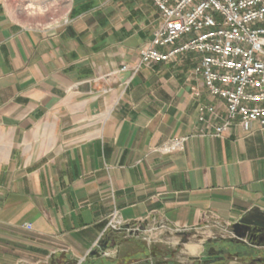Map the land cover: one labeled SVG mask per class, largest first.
Listing matches in <instances>:
<instances>
[{"label": "crops", "instance_id": "crops-1", "mask_svg": "<svg viewBox=\"0 0 264 264\" xmlns=\"http://www.w3.org/2000/svg\"><path fill=\"white\" fill-rule=\"evenodd\" d=\"M68 12L36 24L0 0V264H150L147 247L105 231L114 209L187 232L190 256L209 246L212 264H264V245L229 229L264 211V128L202 133L199 105L219 101L194 52L134 70L161 22L153 0ZM184 134L183 150H154Z\"/></svg>", "mask_w": 264, "mask_h": 264}, {"label": "built area", "instance_id": "built-area-1", "mask_svg": "<svg viewBox=\"0 0 264 264\" xmlns=\"http://www.w3.org/2000/svg\"><path fill=\"white\" fill-rule=\"evenodd\" d=\"M161 13L150 46L134 66L167 61L176 53L194 52L193 73L219 102L199 105L202 133L222 136L234 125L264 128V0H153ZM64 24L70 22L64 19ZM168 45V52L157 47ZM122 65L121 69H126ZM200 96L198 87H193ZM189 135L154 148L160 153L183 150ZM30 226V225H29ZM118 209L109 215L107 231L123 233Z\"/></svg>", "mask_w": 264, "mask_h": 264}, {"label": "rangeland", "instance_id": "rangeland-1", "mask_svg": "<svg viewBox=\"0 0 264 264\" xmlns=\"http://www.w3.org/2000/svg\"><path fill=\"white\" fill-rule=\"evenodd\" d=\"M3 1L16 17L28 18L32 23L47 24L53 21H64V19L70 20L68 10L71 0ZM122 225L124 226L122 234L128 239L127 241L140 242L139 245L138 243L133 242V244L130 242L129 246L137 245L141 249L145 247L149 249L148 254L150 256L146 260L150 264H212L210 255H213V251L209 246L205 253L208 257L205 259L202 258L204 255L202 257H193L186 254L183 242L190 236L187 232L172 231L173 234L167 235L166 232H161L166 228L158 222L132 223L122 219ZM105 231H107V227ZM175 241H178V244ZM230 256L233 257L234 255L231 254Z\"/></svg>", "mask_w": 264, "mask_h": 264}, {"label": "water", "instance_id": "water-1", "mask_svg": "<svg viewBox=\"0 0 264 264\" xmlns=\"http://www.w3.org/2000/svg\"><path fill=\"white\" fill-rule=\"evenodd\" d=\"M229 229L238 240L247 239L257 246L264 245V211H259L257 208L252 209L239 221L233 223ZM112 237L113 235L108 236L103 241L102 250L107 248L108 241ZM254 240L256 241L254 242ZM95 252H97V249H95ZM207 257L204 255L202 258L205 259Z\"/></svg>", "mask_w": 264, "mask_h": 264}, {"label": "flooded vegetation", "instance_id": "flooded-vegetation-1", "mask_svg": "<svg viewBox=\"0 0 264 264\" xmlns=\"http://www.w3.org/2000/svg\"><path fill=\"white\" fill-rule=\"evenodd\" d=\"M257 238V237H256ZM256 240H254L255 242ZM215 257V255H210V259L213 260V258Z\"/></svg>", "mask_w": 264, "mask_h": 264}]
</instances>
